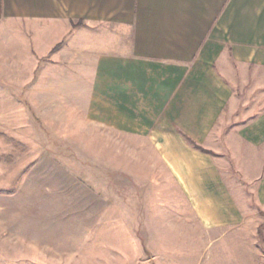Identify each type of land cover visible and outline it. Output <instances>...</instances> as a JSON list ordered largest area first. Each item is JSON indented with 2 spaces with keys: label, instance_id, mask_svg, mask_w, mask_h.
<instances>
[{
  "label": "crops",
  "instance_id": "crops-1",
  "mask_svg": "<svg viewBox=\"0 0 264 264\" xmlns=\"http://www.w3.org/2000/svg\"><path fill=\"white\" fill-rule=\"evenodd\" d=\"M249 68L264 75V0H0L5 95L27 96L32 77L37 98H58L65 85L88 121L146 142L149 173L162 179L152 186L181 196L171 210L191 226L154 236L165 243L152 252L157 264H194L183 233L226 236L207 264H264L250 249V209L224 176L236 164L264 206V109L224 140L217 130Z\"/></svg>",
  "mask_w": 264,
  "mask_h": 264
},
{
  "label": "rangeland",
  "instance_id": "rangeland-1",
  "mask_svg": "<svg viewBox=\"0 0 264 264\" xmlns=\"http://www.w3.org/2000/svg\"><path fill=\"white\" fill-rule=\"evenodd\" d=\"M260 76L235 86V101L217 125L222 140L264 109ZM32 78L23 97L13 91L9 98L0 83V264H157L152 252L163 254L165 243H154V236L191 223L171 210L181 196L152 186L162 181L149 173L152 148L88 121L70 104L63 84L58 98H37ZM224 176L250 209V249L264 253V206L254 184L236 164ZM128 236L133 242L123 239ZM215 237L194 235L190 241L183 233L188 241L182 250L195 257L194 264H207L226 239ZM248 247L236 242L233 249Z\"/></svg>",
  "mask_w": 264,
  "mask_h": 264
},
{
  "label": "trees",
  "instance_id": "trees-1",
  "mask_svg": "<svg viewBox=\"0 0 264 264\" xmlns=\"http://www.w3.org/2000/svg\"><path fill=\"white\" fill-rule=\"evenodd\" d=\"M183 137L185 138V140L187 141V142H189L191 145H193V146H195V147H197V148H199V146L190 138V137H188V136H186V135H183Z\"/></svg>",
  "mask_w": 264,
  "mask_h": 264
}]
</instances>
